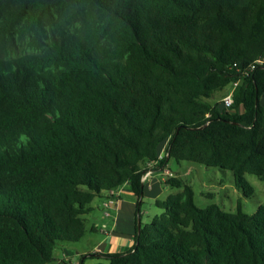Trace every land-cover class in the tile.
<instances>
[{
    "label": "trees",
    "instance_id": "trees-1",
    "mask_svg": "<svg viewBox=\"0 0 264 264\" xmlns=\"http://www.w3.org/2000/svg\"><path fill=\"white\" fill-rule=\"evenodd\" d=\"M235 82L229 108L207 101ZM263 93L264 0H0V264L50 263L83 238L94 199L129 183L140 200L143 174L170 159L253 192ZM166 183L180 190L132 248L82 256L264 264V204L202 208L182 177Z\"/></svg>",
    "mask_w": 264,
    "mask_h": 264
},
{
    "label": "rangeland",
    "instance_id": "rangeland-1",
    "mask_svg": "<svg viewBox=\"0 0 264 264\" xmlns=\"http://www.w3.org/2000/svg\"><path fill=\"white\" fill-rule=\"evenodd\" d=\"M233 88L232 84H228L222 89L214 92L213 96L207 98V101L211 104L221 103L222 98L228 94ZM169 171L172 172V176L182 177L187 183H189L194 190L195 203L199 207H207L209 205L216 204L221 209L227 212H236L238 205L241 209L249 214H253L257 211L261 204H264V182L259 179L258 176L251 173H246V179L252 186L253 192L248 188V193L245 194L242 189L237 187L235 183L234 174L231 170L221 169L219 167H208L204 164L182 161L181 163L176 162L174 159H170ZM161 177L160 171H155ZM169 176V175H164ZM179 188L166 185L167 195L179 191ZM166 195V196H167ZM165 197V196H164ZM101 198H96L92 201L95 206L94 212L86 215V226L88 232L85 233L83 238L78 242H66L59 245L54 251V259L50 263L46 264H63L61 260H65L67 264H80L81 261L85 260L84 264H92L97 262H104L105 259L97 257H84L82 255L89 254L87 252L93 253L94 245L97 242V234L91 231L94 218L97 220L100 218V210L98 209V204ZM142 209L151 211L148 201H144L142 204ZM153 204V209L157 210L158 213L162 212V209L157 208ZM101 229H105L100 225ZM72 252L66 256V250ZM80 254H79V253ZM67 257V258H65Z\"/></svg>",
    "mask_w": 264,
    "mask_h": 264
},
{
    "label": "crops",
    "instance_id": "crops-1",
    "mask_svg": "<svg viewBox=\"0 0 264 264\" xmlns=\"http://www.w3.org/2000/svg\"><path fill=\"white\" fill-rule=\"evenodd\" d=\"M260 102L264 106V93L260 97ZM167 146L168 141L166 140L160 149V154L166 153ZM169 163L170 160L165 170H160L161 177H159V174L155 172L157 170H155L143 180L144 193L140 200L135 196L129 183L115 189V201L108 208H105L103 204L105 197L100 199L98 209L101 215L98 220L97 217L94 218L91 227V231L98 236L93 252H126L132 248L135 243V235L140 231V228L149 223L154 216L160 214L157 210L153 209V204L159 208L155 204V201L168 196L166 193V185H168L166 183L167 176L164 175H166L165 171L170 168ZM144 201L151 203L150 209L152 210L150 212L142 209ZM91 206L93 208L91 212H94L95 206L93 204ZM106 211L109 215H105ZM100 225L105 227V229H101ZM64 249L67 253L68 249L66 247ZM68 254H72V252L65 255L68 256ZM85 262V260H82L80 264H84Z\"/></svg>",
    "mask_w": 264,
    "mask_h": 264
},
{
    "label": "built area",
    "instance_id": "built-area-1",
    "mask_svg": "<svg viewBox=\"0 0 264 264\" xmlns=\"http://www.w3.org/2000/svg\"><path fill=\"white\" fill-rule=\"evenodd\" d=\"M258 62H261L260 60H258ZM252 67L254 68L255 65H252ZM239 82H235L233 83V88L232 90L226 94L222 100L221 103H223V107H227L229 108L232 104H233V97H232V93H233V89L238 85ZM164 156V154H159L158 158H162ZM165 170V169H164ZM153 172V170L149 169L147 170L143 176L142 179L144 180L147 176H149L151 173ZM165 173L169 176H172V172H170L169 170H166ZM108 196L105 197V200L103 202L104 207L108 208L114 201H115V197H116V190L112 189L107 193ZM105 215H109V213L106 211ZM105 226V225H104Z\"/></svg>",
    "mask_w": 264,
    "mask_h": 264
}]
</instances>
